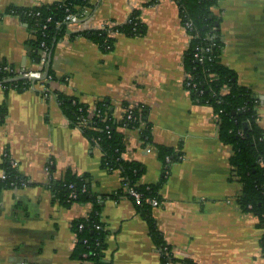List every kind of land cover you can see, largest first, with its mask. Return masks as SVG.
<instances>
[{
    "label": "crops",
    "instance_id": "obj_1",
    "mask_svg": "<svg viewBox=\"0 0 264 264\" xmlns=\"http://www.w3.org/2000/svg\"><path fill=\"white\" fill-rule=\"evenodd\" d=\"M58 2L0 0V63L18 73L41 74L33 30L7 11ZM90 2L89 14L70 23L54 45L49 67L56 79L49 84L48 98L41 83L21 91L0 85L5 116L0 165L7 153L22 176L35 184L0 191V264L70 263L77 241L73 223L87 218L92 205L56 201L50 177L62 180L68 172L88 175L92 191L100 197L122 189L120 172L102 167L101 150L70 124L54 92L77 98L90 110L107 101L117 121L125 117V105L145 109L142 124L143 128L149 124L152 143H146L137 129L119 128L125 134L122 157L141 166L142 186L162 180L165 166L156 145L181 155L170 164L158 192L161 205L152 208L157 227L178 260L173 264H183L182 260L264 264L263 231L257 218L238 204L242 187L230 166L232 149L219 140L212 108L195 103L184 86V56L191 39L178 6L172 0ZM134 11L145 34H117L109 52L85 38H71L105 25H123ZM212 12L220 18L221 62L259 100L256 110L264 128V0H218ZM100 221L106 233L105 257L111 264H161L160 251L132 200L105 199Z\"/></svg>",
    "mask_w": 264,
    "mask_h": 264
},
{
    "label": "trees",
    "instance_id": "obj_2",
    "mask_svg": "<svg viewBox=\"0 0 264 264\" xmlns=\"http://www.w3.org/2000/svg\"><path fill=\"white\" fill-rule=\"evenodd\" d=\"M154 1L151 0L150 4ZM172 1L178 6L182 26L191 24L187 28V33L193 37L184 56L185 72L191 77L190 86L184 83L185 89L190 91L191 99L195 103L211 107L215 116L218 117L219 140L232 149L230 166L234 177L242 187L238 204L244 213H250L257 218V227L263 231L260 244L264 256V128L259 124L256 110L259 100L250 89L241 86L236 73L221 62L224 45L220 18L212 12V7L218 0ZM90 5V0H60L49 6L8 9L7 14L18 16L33 30L35 35L32 43L38 49L39 59L41 45L45 44L47 62L41 72L47 74V79L34 83L24 78L25 71L18 73L13 66L1 62L0 85L21 91L41 83L48 89L50 84L48 78H51V82L56 79L53 71L48 67V60L55 43L68 32L70 23L65 21L66 16L69 12L80 15L81 10ZM28 13L33 15L28 16ZM137 15L138 13L134 11L123 25L114 24L104 29L86 30L72 34L71 38H85L98 45L103 51L109 52L114 49L116 43V37L111 36L112 33L129 36L145 34L146 28ZM48 18H52L51 22H47ZM44 26H46L45 30L42 29ZM204 46H208L210 52L202 61H199L196 58V49ZM7 68L10 71H7ZM224 90H227L225 94L222 93ZM46 94L50 96L51 92ZM54 95L70 124L79 128L83 135L101 150L102 167L112 171L118 170L122 178V189L119 192L100 197L92 191L91 179L88 175L78 176L68 172L62 180H54L50 177L49 187L56 201L67 206L77 203L92 205V212L87 218L73 223L72 229L76 233L77 241L69 264H111L105 257L106 233L100 221L101 207L105 199L117 200L120 197L132 200L138 213L147 223L152 241L160 251L161 264L178 262L157 227L150 201L159 200L158 192L167 179L169 166L179 161L181 155L176 154L171 148L156 145L159 158L165 166L162 180L154 186H142L139 184L143 174L141 166L137 162H129L122 157L126 149L125 134L119 128L137 129L140 120L143 121L146 117L145 109L135 107L132 121L127 120V114L123 120L117 121L113 117L114 112L111 111L110 103L101 101L96 104L91 122L84 124L90 114L89 105L81 103L77 98L67 97L57 92H54ZM125 108L129 107L125 105ZM4 120V110L1 109L0 127L4 124ZM149 128L147 124V127L140 131L146 143H152ZM0 166L3 169V176H0V191L35 185L22 176L7 153ZM53 167L54 163L48 165L50 175L53 174ZM131 190L141 195L140 203L129 193ZM71 194L75 197L71 198ZM181 262L193 264L190 260Z\"/></svg>",
    "mask_w": 264,
    "mask_h": 264
},
{
    "label": "built area",
    "instance_id": "obj_3",
    "mask_svg": "<svg viewBox=\"0 0 264 264\" xmlns=\"http://www.w3.org/2000/svg\"><path fill=\"white\" fill-rule=\"evenodd\" d=\"M89 12H90V8L89 7H84L81 10L80 15H76V14H73V13H70L69 12L68 15L66 16L65 21L66 22H69V23H74V22L78 21L79 19L86 17L89 14ZM27 15L28 16H32L33 14L32 13H28ZM36 16H39V14H36ZM51 20H52V18H48L47 19V22H51ZM107 26H109V25H105L101 29H104ZM190 26H191V24H187L186 26H183V28L187 32V28H189ZM42 29L45 30L46 29V26H44ZM115 35H117V34L116 33H112L111 34V36H115ZM189 37H190L191 40L193 39V37L191 35H189ZM41 47H42V50L40 52V59L39 60H40V63L42 64V66H45L46 65V62H47V53H46V50H45V44L42 43ZM196 51H197L196 58H198L199 61H202L203 58H204V56L209 54L210 48L208 46H204V47H201V49L200 48H197ZM209 59H211L210 56H209ZM7 71H10V69L7 68ZM42 75H43L42 72H41V74H35V73L26 72V71L23 73L24 78H26V79H28L30 81H31L32 78H37V80H41L43 78ZM46 79H47V75L44 76V78L42 80H46ZM189 80H191V77L188 76V75H186V78H185V81H184V83H186L185 85L190 86ZM48 82L51 83V78H48ZM43 90H45L44 91L45 93L46 92H49V90L45 86L43 87ZM188 92L190 93L189 90H188ZM226 92H227V90L222 91L223 94H225ZM44 97L45 98H48V95L45 94ZM134 108L135 107L131 106V107H129L126 110L127 120L128 121H132L133 120V110H134ZM93 116H94V110H90L89 117H88V119H86L84 121V124H87L88 122L90 123L91 120H92V118H93ZM215 119L217 120L218 117L216 116ZM142 128H143V124H142V121L140 120L139 127L137 128V130L141 131ZM167 161L169 162V159H167ZM126 191H127V189H126ZM129 193L136 199V201L138 203L141 202V195L140 194L136 193L133 190L129 191ZM70 196H71V198H74L75 197L74 194H71ZM150 204H151L152 207H158V206L161 205V202H160V200L154 199V200H151L150 201Z\"/></svg>",
    "mask_w": 264,
    "mask_h": 264
},
{
    "label": "water",
    "instance_id": "obj_4",
    "mask_svg": "<svg viewBox=\"0 0 264 264\" xmlns=\"http://www.w3.org/2000/svg\"><path fill=\"white\" fill-rule=\"evenodd\" d=\"M38 59H39V58H38ZM38 59H37V62H39ZM50 63H51V54H50V58H49V60H48V67L50 66ZM46 75H47V74H45V76H46ZM31 81L35 83V82L38 81V80H37V78H32Z\"/></svg>",
    "mask_w": 264,
    "mask_h": 264
}]
</instances>
